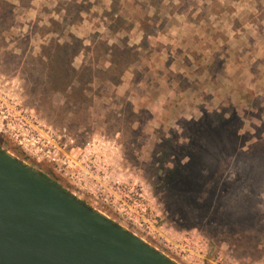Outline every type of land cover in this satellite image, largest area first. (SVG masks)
<instances>
[{
  "label": "rangeland",
  "instance_id": "rangeland-1",
  "mask_svg": "<svg viewBox=\"0 0 264 264\" xmlns=\"http://www.w3.org/2000/svg\"><path fill=\"white\" fill-rule=\"evenodd\" d=\"M5 2L0 148L178 264H264V60L253 76L204 75L202 59L188 57V46L170 44L185 31H167L169 14L190 11L193 0H114L116 15L109 23L120 52L112 59L131 63L114 86L108 79L118 77L116 66L108 64L104 45L111 33L97 32L98 6L92 9L89 0ZM46 9H64L67 25L79 22L80 10L86 19L82 27L68 29L86 37L78 57L72 58L80 48L69 38L73 35L59 37L70 50L64 66L70 59L74 69L85 67L63 93H54L51 85L58 81L55 52L49 61L40 54L58 39L51 29L62 33L65 24L38 25L36 17H45ZM138 29L146 35L135 46L142 35ZM122 33H132L130 44ZM194 63L201 70L192 68ZM233 111L239 114L237 130L224 141L226 148L206 134L198 148L192 146L199 122L207 117L217 123L213 118H228ZM176 136L190 151H212L218 190L210 213L179 207L165 184L156 186L163 174L159 168L171 169L174 160L167 153Z\"/></svg>",
  "mask_w": 264,
  "mask_h": 264
},
{
  "label": "water",
  "instance_id": "water-1",
  "mask_svg": "<svg viewBox=\"0 0 264 264\" xmlns=\"http://www.w3.org/2000/svg\"><path fill=\"white\" fill-rule=\"evenodd\" d=\"M0 264H178L0 148Z\"/></svg>",
  "mask_w": 264,
  "mask_h": 264
},
{
  "label": "crops",
  "instance_id": "crops-1",
  "mask_svg": "<svg viewBox=\"0 0 264 264\" xmlns=\"http://www.w3.org/2000/svg\"><path fill=\"white\" fill-rule=\"evenodd\" d=\"M75 1L76 4L80 2V0ZM89 1L91 2L92 9L95 6H98L100 9L98 15L99 21L95 25L97 32L100 29H102V34L110 32L111 35L106 36V42L108 45L113 46L116 42L114 41L113 32L110 30L111 23L116 15V3L114 0H105L99 6L96 3L97 0ZM193 1L194 3L190 11H176L170 13L168 18L166 17L167 23H169L167 31L171 29H177L178 32L181 30L185 31L184 33H180L179 38L174 35V41H176L170 44L172 45L180 41L182 42L181 45L185 44L188 46L190 48V55L188 57H192L194 61L195 59H202L203 67L206 69V71H203L204 75L208 72L210 76L218 77V80L232 73L240 75V77L255 75L254 68L256 64H258L256 69L259 70L264 60V0ZM62 12H64V9L58 11L56 9H46L44 10L45 17H36L35 22L44 27L51 26V22L63 23L69 34L84 43L85 36H81L77 32L72 33V31L68 30L74 27L80 28L86 23L82 11L80 10L77 13L80 26L76 22L67 25L64 22L66 20ZM46 14L49 16V19H47ZM55 14L60 18V21L51 17L55 16ZM110 21L111 23H109ZM148 21L151 22L152 20ZM158 21L155 22L158 24ZM141 27L142 25H140V29L142 30ZM201 28L203 30L197 32ZM140 29L138 30L142 35L140 39L134 42L133 45L135 46L139 42L141 43L146 35ZM131 34H123L121 38L127 40L128 44H130L132 41ZM117 35L119 36L120 34L118 33ZM167 44L169 43L167 42ZM192 68L201 70L196 63H194ZM250 85H254L253 81L250 82Z\"/></svg>",
  "mask_w": 264,
  "mask_h": 264
},
{
  "label": "trees",
  "instance_id": "trees-1",
  "mask_svg": "<svg viewBox=\"0 0 264 264\" xmlns=\"http://www.w3.org/2000/svg\"><path fill=\"white\" fill-rule=\"evenodd\" d=\"M0 1V7L7 6L5 0ZM15 12L16 9L12 8L11 14L14 18L16 17ZM51 25L52 27L54 25V27L58 29L59 27H61L60 24L55 22H51ZM111 31L114 32L113 27L111 28ZM66 32L67 31L65 28H63L62 33L60 32L61 34L58 31L51 29L49 34H56V36H58V39L52 41L49 48L42 47L40 54L42 59L46 61L51 60L49 58L51 50H53L56 54L55 61L57 65L56 73L58 81L51 84L53 86L52 90L54 93L67 92L70 88H72L74 82L77 81V74H79V72L81 71H85L84 66H82L80 70L74 69L72 66V61H70V59L68 60L67 66H64L66 54H68V51L70 50L68 42L65 41L63 43H60L59 37L60 39L64 38L65 35L63 34H65ZM69 38H71L72 41L77 43L80 47L79 49L77 48L73 53L72 58L74 59L81 54L83 49V42L79 41L74 36H70ZM104 45L106 46V58L108 59V64L110 66H116V69L114 71L118 76L116 79H108V82H110L114 86H119V77H122L123 73L126 71V67L131 65V63L126 65V63H123L124 60H118V62L115 61L114 59H112V57L114 53L119 54L120 50L118 49V47L116 45L109 46L107 42H105ZM97 51L95 53H97ZM90 83H93V81H90ZM232 115H234L236 118L234 117L233 119ZM232 115H229L228 118L225 116H218L216 118H213L217 123L212 120L207 121V117L204 118L201 122H199V128H197L195 131L196 134L192 140V146H196L198 148L199 141L201 140L202 136L206 134L209 137V142H214L217 147L226 148L224 147L223 143L227 139L234 138L230 135H234L233 128L237 126V116L239 117L237 111H233ZM235 130L237 129L235 128ZM191 148L192 147L184 148V145H180L176 136V139L171 144V149L173 150L172 153H167V155L171 156V158L174 160L169 163L171 169L168 170L165 166L159 168V173L163 174L157 177L158 181L156 182V186H158L159 184H165V188L169 189V192H171L172 194L171 196L173 198V201H177L179 207L186 205L188 208L195 207V209H198L200 212L208 211V213H210L213 211V199H215L218 190V186L214 182L215 176L213 177L211 174L212 172H214V168L212 167V165H214L215 160L211 159L208 155L212 153V151L204 149V153H195L193 151H190ZM205 170L209 172L204 173Z\"/></svg>",
  "mask_w": 264,
  "mask_h": 264
},
{
  "label": "built area",
  "instance_id": "built-area-1",
  "mask_svg": "<svg viewBox=\"0 0 264 264\" xmlns=\"http://www.w3.org/2000/svg\"><path fill=\"white\" fill-rule=\"evenodd\" d=\"M51 151H49V153H50Z\"/></svg>",
  "mask_w": 264,
  "mask_h": 264
}]
</instances>
